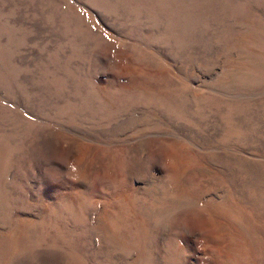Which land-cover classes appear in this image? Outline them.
Instances as JSON below:
<instances>
[{"label": "rangeland", "instance_id": "obj_1", "mask_svg": "<svg viewBox=\"0 0 264 264\" xmlns=\"http://www.w3.org/2000/svg\"><path fill=\"white\" fill-rule=\"evenodd\" d=\"M0 264H264V0H0Z\"/></svg>", "mask_w": 264, "mask_h": 264}]
</instances>
